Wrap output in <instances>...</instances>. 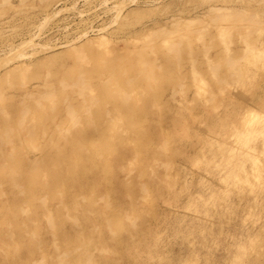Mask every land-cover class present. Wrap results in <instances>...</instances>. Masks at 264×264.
<instances>
[{"label":"rangeland","instance_id":"1","mask_svg":"<svg viewBox=\"0 0 264 264\" xmlns=\"http://www.w3.org/2000/svg\"><path fill=\"white\" fill-rule=\"evenodd\" d=\"M99 1L89 38L116 63L42 67L52 52L14 54L50 8L0 0V83L31 65L0 101V264H264V0H137L111 32L129 0Z\"/></svg>","mask_w":264,"mask_h":264},{"label":"bare ground","instance_id":"2","mask_svg":"<svg viewBox=\"0 0 264 264\" xmlns=\"http://www.w3.org/2000/svg\"><path fill=\"white\" fill-rule=\"evenodd\" d=\"M40 1V0H39ZM42 4L41 7H49V11H47L40 19L38 24L36 25L35 29L29 37L24 40L21 43L22 50L25 51L24 54L20 52H16L14 55L19 57L22 56L24 58H28L25 55H27V52L30 51V48L33 49L32 54L34 56L37 53H43L44 51H48L50 55H48V60L42 64L43 66H50L49 62L55 61V60H63L67 59L68 57L75 56L78 62L82 63H88L87 56L88 53L92 52H98L101 56H106L109 53H112L113 55H110L109 57V64H115L116 63V57L114 56L116 50L112 49L110 46V42L106 39L105 36L100 35L96 37L95 39L89 38V34L93 32L94 27L91 25V23H85L86 21V13H92L95 11V9L98 6H102L101 1L99 0H41ZM56 1V2H55ZM89 1H92L88 4ZM108 1V0H107ZM54 2V3H53ZM137 0H129V2L118 4L117 3H111L110 6H107L108 9H112V18L113 20L110 23V25L107 27L111 28L110 32L118 25L121 27V30H124V27H127V23L129 22V19L132 15L128 16L126 15V11L128 7H132L135 5ZM41 3V2H40ZM53 3V4H52ZM52 4V5H50ZM51 7H50V6ZM103 7V6H102ZM104 8V7H103ZM106 9V8H105ZM106 9L108 12L109 10ZM132 12H135L132 11ZM126 15V16H125ZM97 19L94 17L90 20V22H95ZM83 23V24H82ZM114 24V25H113ZM113 25V26H112ZM71 28V29H70ZM57 29V32H55ZM105 26L102 28H99L100 31H107L105 30ZM53 31V34H58V37L55 41L51 43L50 39H46L45 41H39V38L41 36H49L47 34L48 31ZM47 34V35H46ZM38 41V42H37ZM62 49L60 53H54L55 50ZM92 59L89 60L91 62ZM34 62V61H32ZM31 65H26L21 68L12 69L9 72H7V79L5 82L0 83V101H3L6 96V90L9 85L14 84L13 76H16L17 74L21 73V81L24 82L28 79L26 70ZM87 74V73H86ZM81 74V76L73 82L78 89L76 90V94L79 96L83 95V92L86 90H92L95 89V86L93 83H89L88 80V74ZM18 79V77L16 78ZM51 78H48L47 82H51ZM117 82V79L115 80ZM3 84H6V86L3 88ZM66 84L65 82L61 83V89L60 97H66ZM47 91H50L49 85L47 84ZM113 92H117L119 94H124V88L122 86L114 87L112 89ZM48 100L51 105L58 106L59 105V94L57 95H48ZM33 94L26 95V103L24 104V109L17 115V119L19 121L28 122V116L27 114L31 109H33V106L36 102V99L34 98ZM61 102V101H60ZM258 122L261 121V118H257ZM77 120L73 122V125L77 124ZM256 121L255 123L258 124ZM53 126L49 124H43L40 125L39 128L41 131H44L45 135L49 137L51 140L55 139V136L53 133ZM109 128L112 129V131H116V129L109 125ZM71 130V128H70ZM111 132V131H110ZM8 131L4 132V135H6V139H10V135H8ZM70 134L67 136V140H71V137H73V132L70 131ZM7 143H11L9 140H6ZM80 142V140H79ZM101 152L98 151L96 154L99 156ZM51 161H55L56 159H60V155H53L49 154ZM120 162L122 161V155L117 158ZM32 176H36V174H32ZM58 221L57 219H55ZM60 220V219H59ZM59 222V221H58ZM54 224V223H53ZM60 223L58 224V226ZM201 249V248H200ZM199 249V251H200ZM199 253V252H198ZM197 253V254H198Z\"/></svg>","mask_w":264,"mask_h":264}]
</instances>
